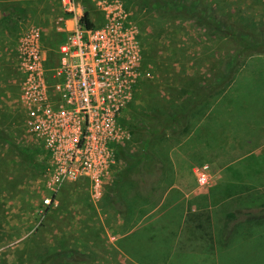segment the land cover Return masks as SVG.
<instances>
[{
    "label": "rangeland",
    "instance_id": "1",
    "mask_svg": "<svg viewBox=\"0 0 264 264\" xmlns=\"http://www.w3.org/2000/svg\"><path fill=\"white\" fill-rule=\"evenodd\" d=\"M97 1L100 0H87L82 5L94 26L101 23ZM106 1H118L128 11L138 32L142 61L132 97L118 117L121 139L113 147L114 165L101 182L97 200L90 198L84 179L64 184L54 196L44 189L42 176L49 156L27 131L19 105L21 77L14 55L17 40L29 25L37 26L45 65L55 67L57 55L47 59L46 51L54 42L53 34L58 35L59 43L63 39L54 30L55 18L60 14L57 0H27L21 5L22 21L9 28L2 41L14 80L12 73L2 80L4 86L0 84V264H40V257L47 251L72 248L82 252L79 261L65 256L55 264H133L119 256L126 252L122 241H117L119 223L126 232L164 208L161 204L156 209L159 199L138 193L134 170H128L116 149L134 156L145 141V172H160L166 185L178 184L186 195H202L185 205L187 198L179 199V208L198 210L190 212L186 220L196 221L197 233L204 231V240L211 238L212 228L225 220L226 213L233 212L236 222L244 221L252 227L253 237L239 241L226 253L231 261L222 259L221 264H264V219H253L259 214L264 217V55L243 58L230 82L196 106L176 134L168 130L165 135L153 134L151 131L157 128L149 115L163 118L187 96L194 95V88L208 82L235 50L226 39L208 36L204 28L195 26L182 13L168 17L133 6L128 0ZM204 1L220 14H232L249 22L258 20L264 25V0ZM21 153L43 170H35ZM131 159L135 158L128 157L127 161ZM201 166H206L208 173L204 186L197 185L193 174ZM110 189L124 204L123 218L104 200ZM49 197L52 203L43 210L42 201ZM35 241L42 245L38 244L40 252L24 256L22 245L29 242L35 246ZM129 241L124 245H132L133 241ZM135 243L144 245L143 252L163 256L172 239L167 247L162 242L148 246L141 241ZM203 245L205 250L197 254L207 259L202 264H212V246ZM197 254L189 257H202Z\"/></svg>",
    "mask_w": 264,
    "mask_h": 264
},
{
    "label": "built area",
    "instance_id": "2",
    "mask_svg": "<svg viewBox=\"0 0 264 264\" xmlns=\"http://www.w3.org/2000/svg\"><path fill=\"white\" fill-rule=\"evenodd\" d=\"M84 1L57 0L54 30L63 39L55 67H46L41 30L34 25L18 38L15 59L25 127L49 156L44 189L54 196L64 184L84 179L97 200L114 165L113 147L122 134L118 117L132 97L142 55L137 29L121 3L97 1L101 23L87 28ZM193 174L197 185L208 183L206 166ZM51 203L44 198L41 207Z\"/></svg>",
    "mask_w": 264,
    "mask_h": 264
},
{
    "label": "crops",
    "instance_id": "3",
    "mask_svg": "<svg viewBox=\"0 0 264 264\" xmlns=\"http://www.w3.org/2000/svg\"><path fill=\"white\" fill-rule=\"evenodd\" d=\"M26 1L27 0H0V84L2 86H4L2 80H4L6 76H11L10 74L12 73V80H14V72L8 69L9 62L5 60L2 41L6 35L8 36V29L11 27L13 28L15 24L17 25L22 21L23 9L21 5ZM11 67L15 68L10 64V68ZM9 79L11 81V78ZM160 179H162V176L159 172L157 176L153 177L147 195L159 199V205L156 209H159V206L163 204L162 207L164 211H157L155 216L136 227L129 228L126 232L122 230L123 225L119 223L118 229L121 233L118 232L117 241H122V246L126 248L125 255L119 254L120 257L125 256V258L133 264H202L207 261V259L203 257L201 253H197L204 251L205 245L203 244L208 243V245L210 244L212 246V264H221L222 259L231 261L230 254L226 253L233 247H236L239 241L246 242L251 236L253 237L252 227L246 226V224L248 225L249 223L244 221L241 223L236 222L235 215L233 212H230L226 213L225 220H223L221 224L215 225L212 228V233L210 235L208 233L211 238L204 240V231L201 234L197 233L196 221L186 220L187 217L191 215L190 212H198V210L188 211L187 206L179 208L181 205L179 199L187 198L185 199L187 201L183 203L185 205L189 200L201 197L202 195H186L185 191L181 189L178 184L173 185L172 183L166 185L165 179ZM154 211L155 209L152 212ZM232 214L234 218L230 216ZM224 230L226 231L223 232ZM170 239H172V244H170L171 246L167 250L168 252L164 253L165 255L163 256H155L154 254H149L150 252H143L141 251V247H144V245H137L135 243L136 241H141V243L145 242L148 246L154 242H162L163 247H167L168 242L170 243ZM129 240L133 241L132 245H128L129 243L124 245L125 242ZM33 243L34 241L31 244ZM38 244L41 245L40 242L35 241V247L27 242L25 245H22L21 253L24 256H30L34 253L38 254L42 246ZM195 254L202 257H196L194 259L193 257H189ZM141 255L146 258V260H143ZM197 259L200 260L198 261Z\"/></svg>",
    "mask_w": 264,
    "mask_h": 264
},
{
    "label": "trees",
    "instance_id": "4",
    "mask_svg": "<svg viewBox=\"0 0 264 264\" xmlns=\"http://www.w3.org/2000/svg\"><path fill=\"white\" fill-rule=\"evenodd\" d=\"M128 2L136 7L146 9L148 11L156 12L160 15H174L175 13H182L195 26L204 28L208 36H219L230 42L235 50L231 57H228L223 66H221L216 74L206 82L204 85H197L194 90V95L187 96L179 105L173 107L163 118L157 115H149V118L155 122L156 131L151 133L156 135H165L168 130L171 134H176L178 128L182 126L184 120L189 116L190 112L199 104L203 103L223 84H227L232 79L235 67L243 58L252 55H264V25L258 20L249 22L247 19L238 18L234 15H223L216 11L211 3L204 0H128ZM82 23L85 27H92L89 21V16L84 14ZM53 44H48L46 51L47 59L53 54L56 56L55 46H58V35H52ZM54 47V50H53ZM52 49V50H51ZM57 49V47H56ZM51 50V51H50ZM172 128L175 131H172ZM147 141L143 143L141 151L134 156L123 153L121 148L116 149L118 157L125 161L128 170H134V179L137 182L139 193L142 196L147 195L149 186L153 177L157 176L159 172L153 175L148 174L142 168V156L147 152ZM24 159L35 170H43L40 165L35 164L28 155L22 154ZM128 157L135 158L132 162L127 161ZM114 184V183H112ZM105 197V202L111 206L113 211L119 218L124 217L125 207L121 200L114 194L112 189ZM112 192V193H111ZM234 218V215H230ZM254 220L264 219L263 215L259 214ZM67 257L73 261H79L82 252L72 248L63 251H47L40 257V264H55L61 261L62 258Z\"/></svg>",
    "mask_w": 264,
    "mask_h": 264
}]
</instances>
